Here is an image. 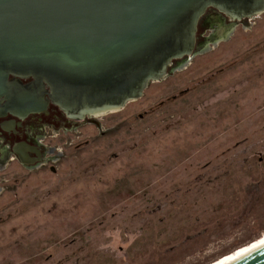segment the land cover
<instances>
[{
    "label": "rangeland",
    "instance_id": "374dc122",
    "mask_svg": "<svg viewBox=\"0 0 264 264\" xmlns=\"http://www.w3.org/2000/svg\"><path fill=\"white\" fill-rule=\"evenodd\" d=\"M246 22L52 134L56 159L2 197L0 264H214L263 239L264 13Z\"/></svg>",
    "mask_w": 264,
    "mask_h": 264
},
{
    "label": "water",
    "instance_id": "95a60500",
    "mask_svg": "<svg viewBox=\"0 0 264 264\" xmlns=\"http://www.w3.org/2000/svg\"><path fill=\"white\" fill-rule=\"evenodd\" d=\"M208 8L252 20L264 0H0V110L24 118L51 104L76 121L119 112L195 53ZM228 264H264V246Z\"/></svg>",
    "mask_w": 264,
    "mask_h": 264
},
{
    "label": "flooded vegetation",
    "instance_id": "af4514ba",
    "mask_svg": "<svg viewBox=\"0 0 264 264\" xmlns=\"http://www.w3.org/2000/svg\"><path fill=\"white\" fill-rule=\"evenodd\" d=\"M221 19L222 24L219 23ZM246 21L243 19L233 22L215 9L208 8L197 24L195 53L203 49L207 43L223 36L224 30L229 25L234 27L239 23L246 24ZM187 60L186 57L173 60L168 73L171 68L180 67ZM21 82L27 84L30 79ZM2 111L0 110V213L3 210L2 197L19 185V178L46 170L47 165L56 159L58 151L47 142L52 134L60 136L58 133L73 131L83 123L99 126L98 118L71 120L51 104L40 112L28 113L24 118H19L10 112L3 115ZM48 171H55L52 165L48 166Z\"/></svg>",
    "mask_w": 264,
    "mask_h": 264
},
{
    "label": "bare ground",
    "instance_id": "6f19581e",
    "mask_svg": "<svg viewBox=\"0 0 264 264\" xmlns=\"http://www.w3.org/2000/svg\"><path fill=\"white\" fill-rule=\"evenodd\" d=\"M264 246V238L257 241V242H254L253 244H250L248 245L247 247L237 251V252H234L231 256L217 262V263H214V264H228L260 247Z\"/></svg>",
    "mask_w": 264,
    "mask_h": 264
}]
</instances>
